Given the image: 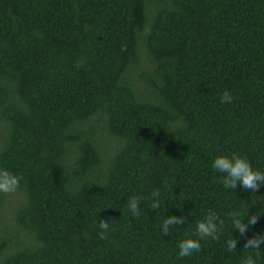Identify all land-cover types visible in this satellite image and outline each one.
Segmentation results:
<instances>
[{
  "label": "trees",
  "instance_id": "1",
  "mask_svg": "<svg viewBox=\"0 0 264 264\" xmlns=\"http://www.w3.org/2000/svg\"><path fill=\"white\" fill-rule=\"evenodd\" d=\"M231 152L264 169V0H0V169L21 177L0 264H240L228 213L260 231L264 204L223 189L211 162ZM209 209L217 239L178 257Z\"/></svg>",
  "mask_w": 264,
  "mask_h": 264
},
{
  "label": "clouds",
  "instance_id": "2",
  "mask_svg": "<svg viewBox=\"0 0 264 264\" xmlns=\"http://www.w3.org/2000/svg\"><path fill=\"white\" fill-rule=\"evenodd\" d=\"M233 95L229 90H224L219 95L220 103L231 104ZM212 169L220 173V183L223 189L235 191H251L258 193V199L264 204V193L259 190L264 188V169L255 167L251 159L243 153H219L215 155L211 162ZM21 177L19 174L7 169H0V191L12 192L20 185ZM142 199H150V208L157 210L161 205V193L153 190L150 198H142L138 195L131 196L127 201V210L132 216L141 214ZM259 211H264V208ZM257 214L251 213L248 209L247 214L240 210H232L228 213V222L231 225V236L225 240L227 252L232 253L237 250L238 240L233 236V230L239 233L240 239L243 240L242 249L245 254L241 257L240 264H258L264 256V230L252 231L257 222ZM187 216L180 212L179 215L168 214L160 222V233L169 236L177 230V226L183 225ZM225 218L216 210L209 209L204 216L196 221L194 232L179 240L178 257H190L199 252L202 247V241L206 239H217L218 234L225 225ZM98 235L104 238L109 231L110 224L108 219H98ZM251 233V234H250Z\"/></svg>",
  "mask_w": 264,
  "mask_h": 264
},
{
  "label": "rangeland",
  "instance_id": "3",
  "mask_svg": "<svg viewBox=\"0 0 264 264\" xmlns=\"http://www.w3.org/2000/svg\"><path fill=\"white\" fill-rule=\"evenodd\" d=\"M18 196L23 197L22 194ZM20 200L14 192L5 193L2 203H0V228H4L5 225H12L13 210Z\"/></svg>",
  "mask_w": 264,
  "mask_h": 264
}]
</instances>
